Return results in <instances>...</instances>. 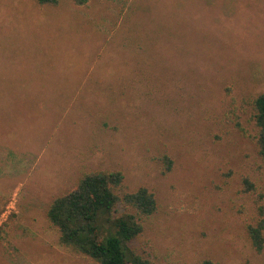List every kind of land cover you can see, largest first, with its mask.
Instances as JSON below:
<instances>
[{"label": "rangeland", "instance_id": "obj_1", "mask_svg": "<svg viewBox=\"0 0 264 264\" xmlns=\"http://www.w3.org/2000/svg\"><path fill=\"white\" fill-rule=\"evenodd\" d=\"M262 92L264 0H0V264H99L46 210L114 170L156 199L131 244L149 264H264L241 191L264 188Z\"/></svg>", "mask_w": 264, "mask_h": 264}, {"label": "trees", "instance_id": "obj_2", "mask_svg": "<svg viewBox=\"0 0 264 264\" xmlns=\"http://www.w3.org/2000/svg\"><path fill=\"white\" fill-rule=\"evenodd\" d=\"M39 5H57L60 0H35ZM86 5L89 0H71ZM255 132L244 133L256 147L264 168V92L252 102ZM167 170L171 160L164 155ZM241 191L253 197L254 218L245 225L251 247L264 249V188L247 175ZM157 210V202L145 186L128 190L120 170L84 172L71 190L55 197L46 210L48 221L59 232V245L85 255L99 264H149V260L131 246L142 233L143 220ZM200 264H215L205 258Z\"/></svg>", "mask_w": 264, "mask_h": 264}]
</instances>
